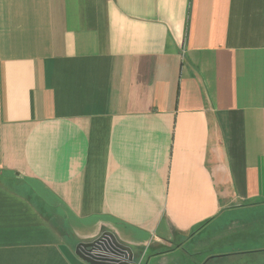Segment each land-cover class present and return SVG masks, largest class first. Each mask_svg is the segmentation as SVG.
Segmentation results:
<instances>
[{"label":"crops","instance_id":"obj_1","mask_svg":"<svg viewBox=\"0 0 264 264\" xmlns=\"http://www.w3.org/2000/svg\"><path fill=\"white\" fill-rule=\"evenodd\" d=\"M260 207L264 0H0V264H164Z\"/></svg>","mask_w":264,"mask_h":264},{"label":"rangeland","instance_id":"obj_2","mask_svg":"<svg viewBox=\"0 0 264 264\" xmlns=\"http://www.w3.org/2000/svg\"><path fill=\"white\" fill-rule=\"evenodd\" d=\"M256 209L247 208L246 211L242 212L241 209L236 208L228 211L214 225L206 228L194 242L185 240V259L181 253H176L168 257L164 264H190L188 260L191 258H193L192 261L200 262V264H215L214 256L221 250L233 251L235 254L231 259L224 258L223 263L225 264H261V261L264 260V251L256 253L254 251L264 246V207ZM233 218L247 219L249 222H252V229L248 232H243L240 227L229 229L226 225ZM241 223H243V220H241ZM217 236H219V239L215 241V237ZM228 241H233L232 248H226L225 243ZM77 244L74 243L73 245ZM195 244H200L198 254L188 256L194 252ZM239 245L242 246L240 247ZM143 255H145L143 254V249L139 248L135 254L134 264H145V258H142ZM162 263L161 259L152 257L146 264Z\"/></svg>","mask_w":264,"mask_h":264},{"label":"water","instance_id":"obj_3","mask_svg":"<svg viewBox=\"0 0 264 264\" xmlns=\"http://www.w3.org/2000/svg\"><path fill=\"white\" fill-rule=\"evenodd\" d=\"M110 251L117 257L108 258L94 254L96 250ZM75 252L82 260L89 264H134V252L132 248L121 243L116 236L109 231L102 233L91 242H80L76 245ZM120 257V258H119Z\"/></svg>","mask_w":264,"mask_h":264},{"label":"trees","instance_id":"obj_4","mask_svg":"<svg viewBox=\"0 0 264 264\" xmlns=\"http://www.w3.org/2000/svg\"><path fill=\"white\" fill-rule=\"evenodd\" d=\"M50 217H53V216H50ZM58 225H59V223H58ZM59 226H64V223H60V225ZM202 226H204V224L203 225H201V226H199L198 228H196V229H194V230H192V232H191V234L193 233H196ZM65 230V229H64ZM62 233L64 234L65 232L64 231H62ZM177 247V245H175L172 249L171 248H168V247H160V248H158V249H154V248H149L147 251H146V253H145V259H144V262H145V264L152 258V257H154L155 255H160V254H163V253H167V252H169V251H171V250H173V249H175ZM143 262V263H144Z\"/></svg>","mask_w":264,"mask_h":264},{"label":"flooded vegetation","instance_id":"obj_5","mask_svg":"<svg viewBox=\"0 0 264 264\" xmlns=\"http://www.w3.org/2000/svg\"><path fill=\"white\" fill-rule=\"evenodd\" d=\"M232 248V246H228V247H226V248ZM260 249H256L254 252L256 253V252H262V251H264V248H262V247H259ZM235 254L233 253V251H226V250H221L220 252H218L215 256H214V258H215V264H225V263H223V259L224 258H227V259H231L233 256H234ZM134 256H135V254H134ZM145 257V255H143V257L142 258H144ZM206 264V263H205ZM261 264H264V260L263 261H261Z\"/></svg>","mask_w":264,"mask_h":264},{"label":"bare ground","instance_id":"obj_6","mask_svg":"<svg viewBox=\"0 0 264 264\" xmlns=\"http://www.w3.org/2000/svg\"><path fill=\"white\" fill-rule=\"evenodd\" d=\"M94 254H97V255H101V256H105V257H108V258H114V257H117V255H114L113 253H111L110 251H106V250H101V251H98L96 250L94 252ZM120 258V257H119Z\"/></svg>","mask_w":264,"mask_h":264}]
</instances>
